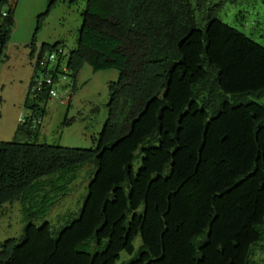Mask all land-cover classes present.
I'll list each match as a JSON object with an SVG mask.
<instances>
[{
    "label": "trees",
    "instance_id": "1",
    "mask_svg": "<svg viewBox=\"0 0 264 264\" xmlns=\"http://www.w3.org/2000/svg\"><path fill=\"white\" fill-rule=\"evenodd\" d=\"M17 1L0 0V60ZM227 1L88 0L71 52L37 45L51 1L30 47L34 115L18 134L40 137L49 77L72 78L74 91L88 64L121 77L96 149L0 142V220L20 202L26 222L0 264H119L123 253L125 264H264V46L220 18ZM84 169L81 212L39 226Z\"/></svg>",
    "mask_w": 264,
    "mask_h": 264
},
{
    "label": "rangeland",
    "instance_id": "2",
    "mask_svg": "<svg viewBox=\"0 0 264 264\" xmlns=\"http://www.w3.org/2000/svg\"><path fill=\"white\" fill-rule=\"evenodd\" d=\"M51 1L16 2V26L5 56L0 60V142L39 139L37 142L40 144L93 150L97 148L109 119L110 85L120 80L119 70L97 73L91 65H86L77 79L76 90L74 91L75 81L68 77L66 83L56 89L60 97L48 102L41 126L37 119L34 121L40 137L33 139L25 133L18 134L22 122L34 115L26 106L35 75L30 47L39 27V19L48 11ZM70 1L60 0L51 16L43 22L42 31L37 38L39 48L43 44L56 43L66 44L69 52L78 48L84 23L83 13L87 9L88 0H80L76 5H71ZM226 1L214 0L217 4ZM225 4L220 18L264 46V0H235L234 3L227 1ZM72 90L74 95L70 99L63 98ZM85 171L81 172L73 193L63 198L47 218L38 222L39 226L49 222L55 229H60L69 220V215L81 212L90 183ZM2 214L0 247L9 239L21 238L26 228L22 203L8 204ZM135 246L139 252L143 246L141 236L136 240ZM263 257L264 252L257 255V260ZM132 259L133 257L123 253L119 264L128 263Z\"/></svg>",
    "mask_w": 264,
    "mask_h": 264
},
{
    "label": "clouds",
    "instance_id": "3",
    "mask_svg": "<svg viewBox=\"0 0 264 264\" xmlns=\"http://www.w3.org/2000/svg\"><path fill=\"white\" fill-rule=\"evenodd\" d=\"M53 61H54V60H53ZM49 78H51V77H49ZM49 78H48V79H49ZM48 79H47V80H48ZM51 79H52V78H51ZM63 79H65V81H66V80L68 79V77H67L66 75H65V76L61 75L60 82H55V81H54V84H53V85H49L48 83H47V84H48L49 86H51V87L53 88V90L57 91V90H56L57 87H60L61 84L64 85V84L66 83L65 81H63ZM47 80H46V82H47ZM39 83H42V85L44 86L43 78L39 80ZM39 83H38V84H39ZM38 84L36 85V88H35V87L33 88V90H34V91L42 92V90L40 91V90L37 89ZM53 90H51V92H52ZM57 92H58V91H57ZM58 94H59V92H58ZM73 95H74V93H73V90H72L71 92L69 91V92L67 93V95H64L63 98H65V99L69 98V99H70L71 96H73ZM59 97H60V96H59ZM59 97H58V98H59ZM51 99H57V98H53L52 95H51ZM24 121H25V120H24ZM43 121H44V120L41 119V120L38 121V122H39V124H42Z\"/></svg>",
    "mask_w": 264,
    "mask_h": 264
},
{
    "label": "built area",
    "instance_id": "4",
    "mask_svg": "<svg viewBox=\"0 0 264 264\" xmlns=\"http://www.w3.org/2000/svg\"><path fill=\"white\" fill-rule=\"evenodd\" d=\"M6 15H7V14H6ZM51 59H52V60H55L56 58H55V56H52ZM63 81H65V79H63ZM47 83H48L49 85H53V84H54V80L51 79V78H49V79L47 80ZM37 89L40 90V91L43 89V85H42V83H39V84H38ZM51 95H52L53 98H58V97H59L58 92L55 91V90H53V91L51 92Z\"/></svg>",
    "mask_w": 264,
    "mask_h": 264
}]
</instances>
